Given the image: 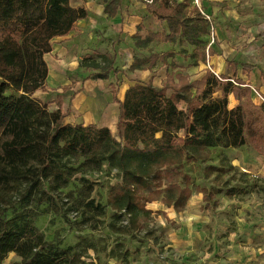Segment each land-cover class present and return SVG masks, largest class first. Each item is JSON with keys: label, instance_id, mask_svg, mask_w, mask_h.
Segmentation results:
<instances>
[{"label": "trees", "instance_id": "1", "mask_svg": "<svg viewBox=\"0 0 264 264\" xmlns=\"http://www.w3.org/2000/svg\"><path fill=\"white\" fill-rule=\"evenodd\" d=\"M118 7L119 1L113 0L106 7L108 16L114 17ZM147 9L168 24L169 33L151 32L145 39L136 35L137 48L147 49L157 39L164 44L183 39L207 63L203 38L211 34L210 23L197 8L191 10L187 1L154 0ZM87 17L88 11L72 7L71 0H0V264L11 254L21 264H86L83 253H53V242L45 240L30 212L6 217L18 203L31 206L46 201L56 209L66 207L69 201L61 198L62 192L78 172L79 162L87 171L108 165L118 172L121 184L110 188L108 207L113 220L124 214L128 225L121 231L114 222L110 228L131 233L151 220L150 203L160 201L181 213L193 193L203 194L208 206L215 201L211 191L193 185L184 172L187 163H206L217 148L251 146L264 155V102L253 100L250 85L237 72L229 77L206 70L200 79L175 73L179 67L168 63L175 57L169 52L148 59L135 57L129 69L153 71L161 61L168 66L161 88L138 81L120 101L113 85L119 104L115 133L95 124H65L72 103L65 111L58 97L60 107L51 111L34 95L49 89L45 56L52 53L54 40L69 36ZM208 53L212 56L211 48ZM99 55L97 60L85 57L80 67L99 72L100 80H108L110 72L121 73L110 54ZM242 68L250 74L254 66ZM230 95L238 102L233 109L228 107ZM85 182L90 185L85 207L107 217L106 209L91 197L94 185ZM217 206L215 201L213 207ZM111 257L126 256L117 249Z\"/></svg>", "mask_w": 264, "mask_h": 264}, {"label": "rangeland", "instance_id": "2", "mask_svg": "<svg viewBox=\"0 0 264 264\" xmlns=\"http://www.w3.org/2000/svg\"><path fill=\"white\" fill-rule=\"evenodd\" d=\"M187 3L194 9L189 1ZM203 11L211 32L203 38L206 64L200 61L202 54L195 53V47L183 39L168 44L157 39L147 49L140 48L135 57L148 59L154 54L173 53L175 57L169 58L168 63L178 65L175 73L188 74L193 79H200L206 70L216 76L229 77L237 72L238 78L252 86L256 102H264L261 97L264 95V0H204ZM142 31L139 27V34ZM101 36L105 42H112L105 35ZM209 48L212 56H209ZM193 54L195 58H190ZM88 56L97 60L100 55L93 52ZM158 64L160 68L166 67L161 61ZM243 64L253 65L254 70L246 74ZM120 71L118 75L109 74L116 89L119 82L128 84L131 80L129 70ZM98 75L97 71L83 68L69 70L65 85L48 89L41 97L51 111L60 107L57 102L60 97L67 111L72 97L86 79L97 80ZM51 77L58 79L59 75ZM234 99L233 95L228 97L229 109L237 106ZM98 102V98L83 100L81 110L90 107L92 115L96 116L100 108ZM77 116L84 118L83 114ZM80 163L75 166L78 172L69 187L62 192L61 198L69 201L66 207L56 209L46 201L31 206L18 203L6 214L12 218L17 213L30 212L45 240L53 242V253H83L86 264H264V155L251 146L217 148L208 162L185 165L184 172L191 177L193 185L211 191L217 207H213L215 201L208 206L203 194L198 193H193L181 213L167 209L160 201L154 202L147 205L153 211L151 220L131 233L114 232L110 228L114 222L121 231L128 225L124 214L119 220H113L114 212L108 207L110 188L121 184L118 172L108 165L100 171H87ZM210 167L218 171L212 172ZM85 180L94 185L91 197L106 209L107 217L85 207L90 193V185ZM117 249L126 257H111V252ZM4 264H21V259L11 254Z\"/></svg>", "mask_w": 264, "mask_h": 264}, {"label": "crops", "instance_id": "3", "mask_svg": "<svg viewBox=\"0 0 264 264\" xmlns=\"http://www.w3.org/2000/svg\"><path fill=\"white\" fill-rule=\"evenodd\" d=\"M112 1L113 0H71L72 7H84L88 11V17L79 21L75 30L69 36L56 38L54 40L52 53L45 56V60L49 67V75L47 78L49 89L65 85L67 71L81 69L80 62L93 52H98L101 55L110 54L115 59V67L128 72L139 51V48L135 46L134 36H144L143 34L146 33V36H148L151 32L159 34L163 32L169 33L168 24L159 21L148 11L147 6L140 0H118L119 7L115 16L109 17L106 13V7ZM139 27L143 28L140 34ZM101 34L103 36L105 35L106 39L110 38L109 40L112 42H105ZM146 36H144L143 39H145ZM119 40L120 42H118ZM162 65L164 64L162 63ZM52 74H58L59 78L53 79L51 77ZM129 74L128 77L131 80L128 84L124 82L118 83V99L120 101L124 100L128 88L138 81L145 84L152 82L154 86L161 88L163 86V80H166L168 76V67L160 68L158 64L156 69H154V73L146 70L130 72ZM111 79L112 77L109 75L108 80H86L78 92L75 93V98L71 102V115L64 120V123L76 125L95 124L99 127H107L111 131L116 129V123L119 117V104L114 100V82L111 81ZM158 80L161 81V83H157ZM250 87L252 88L251 85ZM44 94L46 93L38 91L35 93L34 97L43 101L44 98L41 96ZM100 97L102 99H100ZM90 98L99 99L98 104L100 108L96 116L92 115L90 107L81 110L80 106L82 101ZM253 100L256 102L254 96ZM78 114H83L84 118H79L77 116ZM153 204L155 203L149 205Z\"/></svg>", "mask_w": 264, "mask_h": 264}, {"label": "built area", "instance_id": "4", "mask_svg": "<svg viewBox=\"0 0 264 264\" xmlns=\"http://www.w3.org/2000/svg\"><path fill=\"white\" fill-rule=\"evenodd\" d=\"M144 1L146 4H153L154 0H142ZM185 1H189V3L194 7V8H198V10L206 17L207 20L208 17L205 15L204 11H203V2L204 0H185Z\"/></svg>", "mask_w": 264, "mask_h": 264}]
</instances>
